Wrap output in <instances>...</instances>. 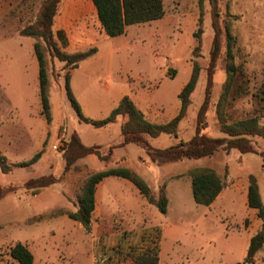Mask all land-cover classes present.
Wrapping results in <instances>:
<instances>
[{"label": "rangeland", "instance_id": "374dc122", "mask_svg": "<svg viewBox=\"0 0 264 264\" xmlns=\"http://www.w3.org/2000/svg\"><path fill=\"white\" fill-rule=\"evenodd\" d=\"M43 1L0 0V153L11 168L7 173L0 169V190L6 191L0 200V264H17L9 254L16 242L28 245L36 255V264H134L131 253L154 246L157 240H162L163 257L179 256L182 259L179 264H215L220 237L231 220L216 221L214 211L208 219L204 218L203 212H208L204 205L194 209L196 203L188 171L192 167L212 165L225 185L241 182L253 174L260 181L264 203V137L250 136L255 153L221 149L209 157L178 161H164L156 154V147H150L149 151L142 144L129 143L135 148L136 169L143 177L147 175L155 196L160 195V188L169 181V176V179H179L172 185H180L186 193L182 197L185 205L182 212L177 213L172 208L166 215L156 205L142 206L130 191H125L113 179L105 188V213L100 219L95 213L91 231L80 229L76 222L63 227L57 217L78 208V196L88 174L107 167L96 154H90L76 158L66 168L64 155L68 142L76 134L85 145L96 146L102 153L107 134L98 132L103 127L80 120L67 98V69L57 58H51L48 68L51 122L42 114L38 62L33 47L37 39L21 32L35 22ZM85 1L90 2L87 18L92 24L93 4ZM164 5L166 13L161 21L131 26L124 37L106 39L104 44L102 41V59L84 61L71 75L70 84L83 115L93 119L108 115L107 110H93L92 106L98 104V100H108L112 89L107 86L115 87L122 80V74L139 88H146V94L155 92L158 100L171 111L180 105L178 91L189 80L193 61H197L201 72L191 96L190 117L196 115L209 89L204 132L211 137L228 136L221 130L217 107L228 78L226 26L230 23L236 38L233 61L244 72L243 81L239 83L247 92L226 104V121L232 123L256 115L264 126V0H164ZM69 17L60 3L54 28L60 29L61 22ZM214 20L220 28V50L211 65ZM199 28H202L201 49L195 51L198 45L195 33ZM63 30L69 40L68 52L96 47L94 55L98 54L95 44L82 48L71 45V34ZM114 50L116 52L109 55ZM164 136L167 139L162 146L183 140H177L175 135ZM159 142L155 140L156 144ZM39 152L41 156L34 164L21 165ZM161 172L167 175L166 180L160 176ZM42 177H53L56 182L35 194V189L28 187L29 183L35 185ZM42 190L44 193L40 194ZM125 199L133 206L130 211L120 206ZM240 201L234 207L238 214L243 213ZM178 216L182 219L176 224L181 227L180 232L162 238L161 228L178 221ZM172 236H178V241L173 242Z\"/></svg>", "mask_w": 264, "mask_h": 264}, {"label": "trees", "instance_id": "16d2710c", "mask_svg": "<svg viewBox=\"0 0 264 264\" xmlns=\"http://www.w3.org/2000/svg\"><path fill=\"white\" fill-rule=\"evenodd\" d=\"M62 0H44L39 14L34 23L22 29V34L37 39L34 43V53L38 62V82L39 96L42 104V114L48 122H51V103L49 97V65L51 58H57L64 62L66 73V94L71 105L77 111L80 120L89 123L97 128L107 126L117 120L118 117L125 119L121 126L124 135L123 145L129 143H138L144 145L147 150H151L152 144L150 137H158L161 134L178 135L179 124L186 116L188 108L191 105V96L195 91L201 66L197 61H193L192 71L187 83L182 87L178 94L181 106L178 114L165 124L153 123L147 115L137 107L130 96H125L119 104L102 119H93L86 117L82 113L81 105L78 102L71 87V70L79 67L80 63L89 59L97 52L96 47L86 51L68 52L66 49L69 40L63 29H55L54 22L58 13V8ZM100 22L101 29L108 37H119L126 33L127 27L136 24H143L162 19L166 10L164 0H92ZM202 23V16L200 17ZM215 38L211 50L210 63L214 65L220 50V28L213 21ZM227 64L226 70L228 78L224 84L223 92L218 102L217 113L219 116L221 130L228 136L211 137L204 130L206 129V112L208 107V98L210 90L207 89L206 97L203 100L197 113V126L195 135L188 141L181 140L178 144L169 146L166 149L155 150L156 154L163 158L164 161H178L184 159H199L209 157L223 149L231 151L237 149L242 154L255 153V146L250 136L259 135L264 137V126L261 125L258 116H251L227 123L226 104L232 103L237 97L245 94L247 91L241 88L240 80L243 81L244 72L242 68L235 64L234 46L236 38L232 33L230 23H227ZM201 33L199 28L195 33L198 38V45L195 51L201 49ZM239 83V84H238ZM236 85L235 88H233ZM233 88V89H232ZM154 148V147H153ZM96 154L102 161H107L109 155H102L96 146H87L81 138L73 134L68 142L65 158L68 168L76 158ZM41 156V152L34 155L30 160L21 163V165L34 164ZM0 169L7 173L10 171V165L6 157L0 153ZM192 182V194L198 205L209 206L221 193L225 187L223 177L214 168L208 166L195 167L188 171ZM117 176L130 180L143 194V196L154 204L162 213L168 209V199L165 195L160 194L155 197L148 181L138 172L125 166H116L88 174L82 186L81 193L78 196L75 211L67 212V215L81 223L87 231H91L92 215L96 207V188L104 178ZM248 205L256 209L258 216L263 221L262 229L253 235L250 239L246 257L243 261L233 264H252L254 258L264 248V203L260 194L257 178L250 174L248 176ZM56 180L53 177H42L38 179L35 185L29 183V188H34V193L44 187L54 184ZM6 195V191L0 190V200ZM144 240V239H143ZM140 251L131 253L134 264H159L160 262V240L154 242V246L142 247ZM10 256L18 264H35V257L27 244L16 242L9 252Z\"/></svg>", "mask_w": 264, "mask_h": 264}, {"label": "crops", "instance_id": "0c3cea01", "mask_svg": "<svg viewBox=\"0 0 264 264\" xmlns=\"http://www.w3.org/2000/svg\"><path fill=\"white\" fill-rule=\"evenodd\" d=\"M90 1L93 4L92 0ZM85 2H86L85 0H62L61 9L64 10V13L69 15L70 17L67 18L63 23L61 22L59 28L65 29L69 34H71L69 35L70 40H71V45H75L76 48L86 47L87 45L90 46L91 44H95L99 48L98 54L90 57L87 60H90V59L94 60L96 58L102 59V54H100L102 43L104 44V42H107L105 41L106 39H109V41L110 40L113 41V40H112V37H108L101 29L100 22L97 18L96 8L94 4H93V9L95 11V16H94L92 24L89 22V19L87 17H88V12H89L88 6L90 2L88 3H85ZM161 20L162 19L155 20V21L148 22V23H143V24H136V25L137 26L153 25L154 23H158ZM131 26H134V25H131ZM131 26H128L126 33L119 37H124L129 32V29ZM115 52L116 51L114 50L109 55H113V53ZM84 63L85 62L83 61L80 63L79 67L72 69L71 75L75 73V70L80 69L84 65ZM121 68H119L118 72H121L120 71ZM107 77L109 78V74H107ZM120 77L119 78L122 80L119 81L115 87L111 88V86L109 85L107 86L108 89L110 90L112 89L108 100L103 101V102L98 100V104L92 106L93 110H100V109L107 110L108 115H109V113L119 104V102L122 100L123 97L130 96L131 99L137 105V107L141 109L147 115L149 120L152 121L153 123L165 124L178 114L181 103L177 108L176 107L172 108L170 111L167 108V106L164 105V103L158 100V98L155 95V92H149V94H146L147 93L146 88L144 87L139 88L135 84V82L132 83L129 80V77L128 78L125 77L124 74L120 75ZM179 92L180 91H178V94ZM191 109H192V97H191V105L188 108V112L179 124L177 140L183 139V140L188 141L195 135L196 126H197L198 110L196 111V115L193 116L192 118L190 117ZM94 119H101V118L96 117ZM124 121L125 119L123 117H118L115 122L108 124L107 126L103 128L98 129L99 133L104 132L105 134H107V136L103 139L104 147L101 148L102 155H109V158H110L108 162L104 161V163L107 166L105 169L116 167V166H125V167L130 168L133 171L138 172V170L136 169L137 165L135 164V160H134L135 159L134 158L135 148L132 147L131 144L123 145L124 135L122 134L121 126L124 123ZM112 134H114V138L111 137ZM164 135L165 134H161L158 137H150L149 140L152 146L159 148V149H163L164 147H168L172 145V144L166 145V146L161 145V143L167 139V138H164L165 137ZM155 140L160 141V142L156 144ZM176 142L177 141H175L173 144H175ZM87 145H91V144H87ZM113 145L116 147L111 149ZM242 157L243 156H241V158ZM197 167H202V166H197ZM208 167L213 168L212 165ZM149 172L150 171L148 170L147 173ZM160 176L164 179L167 177V175H165L162 172ZM146 178H148L147 175H146ZM169 178L170 176L168 177V180H169L168 182H166L167 181L166 179H165L166 181L164 180L165 182L160 188V191H159L160 193H158V194L165 195L168 199V209H167V212L164 213L166 215H169L171 213L172 208H174V211H176L177 213L182 212V208L185 206L184 203L182 202L183 201L182 197L184 196L185 191L178 184L172 185L174 181L179 180V179H174L173 177L171 179ZM112 180L118 181L120 183L119 185L125 191L126 190L130 191L135 197V200L137 201V203H140L142 206H147V207L155 206L154 204L149 203V201L143 196V194H141L140 190L130 180L122 178V177H117V176L106 177L100 183H98L97 188H96V207L92 215L91 229H92L93 221L96 215L95 213H97V217H99V219L103 217V214L105 213L106 209L103 203V201L105 200V188L107 187L106 184ZM257 182H258L260 194L263 200L261 184L258 178H257ZM248 188H249L248 179L242 180L241 182L236 181L235 183H232L231 185L229 184L225 185L224 189L217 196V198L213 201V203L209 206H206L207 207L206 209H208V212H203V215H204L203 217L204 218L206 217L207 219L210 216L209 214L214 211L213 214H215L214 218L216 221L224 222L223 220L225 218L231 220L229 227L227 228L225 232H223V234L220 237L221 246L216 249L215 264H233L238 261H243L244 258L246 257L251 237L262 229L263 221L258 216L257 214L258 211L254 208L249 207L248 205ZM43 191L44 190H42L40 194L44 193ZM106 192H107V189H106ZM191 192H192V182H191ZM159 196L160 195H157L155 197H159ZM235 197L240 198L239 200H241L240 202L243 205V213L241 214H238L237 211L234 209L235 205L239 201ZM171 198H175V199L171 200ZM122 205L126 211H130L133 208V206L130 205V200H126V199L122 200L120 202V206ZM194 209L195 210L199 209L197 203L195 204ZM57 220L61 221L63 227H65L66 224L73 226V223L75 222L79 223L71 219L68 215L57 217ZM177 220L178 221H175L174 223L173 222L167 223L165 227L161 228L162 238L167 234L171 235L175 232L176 233L180 232L181 227L179 225L177 226L176 224L179 223L182 219L180 218V216H178ZM79 227L80 229H85L81 223H79ZM172 238H173V242L178 241V236L176 237L172 236ZM162 245L163 244L161 240L160 241V262L159 264H179L182 262L181 261L182 259L179 256L176 257L175 255H166L165 257H163ZM40 250L44 251L41 248V246H40ZM263 251H264V248H263ZM33 254L35 257V264H36V255L35 253ZM92 261H93V257H92ZM252 264H264V252L263 254L259 253L254 258V262Z\"/></svg>", "mask_w": 264, "mask_h": 264}]
</instances>
